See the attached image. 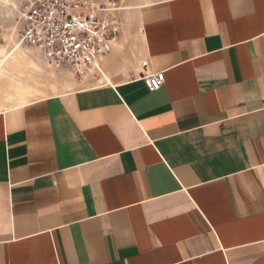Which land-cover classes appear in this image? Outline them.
<instances>
[{
  "label": "crops",
  "instance_id": "0c3cea01",
  "mask_svg": "<svg viewBox=\"0 0 264 264\" xmlns=\"http://www.w3.org/2000/svg\"><path fill=\"white\" fill-rule=\"evenodd\" d=\"M120 1L141 28L113 83L0 104V264H264V0ZM23 4L0 0L1 74L48 67L14 46Z\"/></svg>",
  "mask_w": 264,
  "mask_h": 264
},
{
  "label": "built area",
  "instance_id": "2783aa9c",
  "mask_svg": "<svg viewBox=\"0 0 264 264\" xmlns=\"http://www.w3.org/2000/svg\"><path fill=\"white\" fill-rule=\"evenodd\" d=\"M120 0H24L17 8L15 42L36 49L50 68L66 70L76 81L103 74L102 62L121 33ZM158 90L164 71L144 75Z\"/></svg>",
  "mask_w": 264,
  "mask_h": 264
},
{
  "label": "rangeland",
  "instance_id": "374dc122",
  "mask_svg": "<svg viewBox=\"0 0 264 264\" xmlns=\"http://www.w3.org/2000/svg\"><path fill=\"white\" fill-rule=\"evenodd\" d=\"M120 7L123 18L122 35L126 36V38H132L133 36L135 39L138 38L141 25L137 16V6L131 5L129 1H127V3L121 1ZM119 47H121V44H119ZM114 50H117V47ZM118 52L124 60V63L121 65V70L123 71V75L126 76L127 69H125V67L129 65L128 61L130 59V54L127 50L124 51L122 48ZM32 53L34 58H39L38 52ZM52 72L57 73L58 81H55ZM122 79L126 80L127 77H122ZM16 81L31 86L33 89L41 93L42 97L60 94L66 91H73L77 87V82H79L72 78L66 70L60 68L52 69L50 67H45V72L43 73L34 70L33 67L28 65V63L20 67L16 64L9 65L2 72L0 77V104L3 106L26 101L20 99L17 95L16 88L14 87V82Z\"/></svg>",
  "mask_w": 264,
  "mask_h": 264
},
{
  "label": "bare ground",
  "instance_id": "6f19581e",
  "mask_svg": "<svg viewBox=\"0 0 264 264\" xmlns=\"http://www.w3.org/2000/svg\"><path fill=\"white\" fill-rule=\"evenodd\" d=\"M15 29V28H14ZM13 38H15V37H13ZM13 43H14V46L15 47H20V48H26V49H33V48H30V47H26V46H19V45H17V43L13 40ZM115 61V60H114ZM53 69V68H52ZM55 70V69H54ZM107 70V69H106ZM52 75L54 76V79L56 80V81H58V78H57V73H53L52 72ZM0 77H1V72H0ZM101 79L102 80H104V81H108V82H110V83H113L114 81H112V78L110 77V75H109V73L108 72H106V71H104L103 72V75L101 76ZM73 80V79H72Z\"/></svg>",
  "mask_w": 264,
  "mask_h": 264
}]
</instances>
